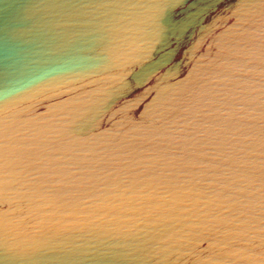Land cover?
Returning <instances> with one entry per match:
<instances>
[{
	"label": "water",
	"instance_id": "obj_1",
	"mask_svg": "<svg viewBox=\"0 0 264 264\" xmlns=\"http://www.w3.org/2000/svg\"><path fill=\"white\" fill-rule=\"evenodd\" d=\"M0 264H264V0H0Z\"/></svg>",
	"mask_w": 264,
	"mask_h": 264
}]
</instances>
